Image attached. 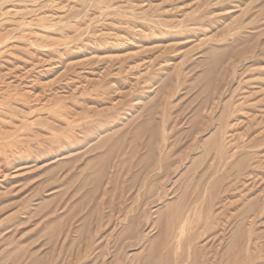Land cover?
<instances>
[{"label": "rangeland", "instance_id": "rangeland-1", "mask_svg": "<svg viewBox=\"0 0 264 264\" xmlns=\"http://www.w3.org/2000/svg\"><path fill=\"white\" fill-rule=\"evenodd\" d=\"M0 264H264V0H0Z\"/></svg>", "mask_w": 264, "mask_h": 264}]
</instances>
